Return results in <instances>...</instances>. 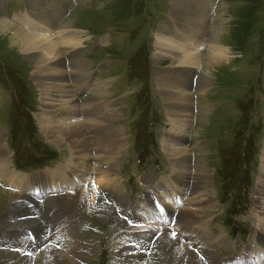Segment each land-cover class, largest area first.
<instances>
[{"label": "rangeland", "instance_id": "rangeland-1", "mask_svg": "<svg viewBox=\"0 0 264 264\" xmlns=\"http://www.w3.org/2000/svg\"><path fill=\"white\" fill-rule=\"evenodd\" d=\"M180 1L183 0H0V17L18 28L29 30L28 33L37 21L35 5L49 10L54 19L53 29L57 32L70 26L81 32L77 37L83 43L78 49L63 48V62L69 59V70L78 64L85 66L83 78L87 75L91 82V74L100 86L92 92L96 83L92 84V93L88 96L99 100L91 103L97 107L100 100H107L112 109L111 124L120 130L124 140L122 152L114 158L117 166L110 177L100 174L96 160L89 159L86 169L79 168L76 150L64 140L54 143L42 123L55 118L43 109L44 96L66 113L68 103L75 101L70 93L75 91L74 84L66 81L67 93H49L35 80V66L27 56L11 47L0 35V140L4 150L0 160L5 163L0 169V191L9 195L4 197L0 207V226L3 227L0 230L5 237L0 235L4 240L0 242V253H6L0 258V264H22L21 258L31 259L29 264L38 261L50 264L54 259L62 261L73 251L84 255L81 264H132L126 263L125 259L121 261L122 250L119 248L129 244L130 238L137 239L142 248L140 264H171L164 246L154 236L155 230L166 231L161 222L144 223V227L136 229L132 235H127L126 223L137 218L128 214L130 209L144 206L149 193L146 178L158 183L171 179L178 157L169 151L175 148L186 150L192 156L193 165H201L209 174L204 190L206 195L199 196L211 207L201 213L202 220L196 224L213 238H218L215 242L219 256L240 262L244 246L252 248L255 245L260 222L264 223L257 208L264 205V197L258 194L264 174V0H190L210 18L201 38L206 43L201 47L202 54L209 51L208 43L213 40L216 27L220 26L219 35L224 37L223 43L230 56L220 68L211 69L202 63L198 75H195L196 70L188 73V69H182L179 77L170 70L172 77L179 80L186 77L185 84L182 83L186 87L180 92L194 96V110L189 125L181 133L187 139L182 144L167 146L164 142L166 134L181 130L173 125L167 98L160 92L158 75L168 72L177 62L168 56L158 59L157 35L177 36L180 31H185L195 41L199 37L192 33L200 31L188 19L174 14L173 7ZM186 1L181 5L184 6ZM85 14L94 20H83L80 16ZM22 16L26 18V25L15 19ZM214 20L218 22L214 23ZM202 80H208L209 86L201 92L195 87ZM62 167L82 171L84 179L71 188L64 186L63 191L47 198H37V190L32 191L34 199L39 200V203H32L36 207H30L28 215L22 216L19 210L16 212L19 208L16 204L27 193L23 194L21 188H11V177L9 181L6 179L8 175L16 172L34 180L50 178L49 173ZM72 169L66 171L71 179L74 178ZM99 179L101 181L95 184ZM55 180L58 182L57 178ZM90 184L99 191L100 188L121 186L125 198L122 205L111 195L104 196L105 202L117 211L116 220L105 221L94 208L77 211L64 204V199ZM164 186L168 187L167 184ZM168 189L172 193V188ZM156 194L160 196V193ZM159 196L150 198L149 195L150 202L160 200L169 208L168 201L164 200L166 197ZM186 197L188 194L183 192L182 202ZM12 202L13 218L4 222L2 218L7 215ZM183 206L185 202L180 203L179 209ZM244 207L246 210H242ZM233 209L237 211L233 213ZM151 211L152 207L149 214ZM51 213L52 221L49 219ZM65 217L68 222L64 229L59 232L55 229L50 235L55 224ZM32 221L36 225L25 230L24 225ZM148 228L152 231L150 237L140 239L139 233H145ZM239 229L245 232L237 234ZM32 233L40 238L38 242L37 236L34 240L30 238ZM23 234L27 242L31 240L33 244L23 242ZM79 239L86 242L85 247H77ZM204 250H200L198 258L208 262L209 256Z\"/></svg>", "mask_w": 264, "mask_h": 264}, {"label": "bare ground", "instance_id": "bare-ground-1", "mask_svg": "<svg viewBox=\"0 0 264 264\" xmlns=\"http://www.w3.org/2000/svg\"><path fill=\"white\" fill-rule=\"evenodd\" d=\"M183 1H180L179 4L177 3V6L173 5V12L179 17L188 19V21L194 25V28L200 30L196 34H194V32L192 33L194 36L197 35L199 40L197 39L194 41L190 34L186 33L185 31H180V35L177 34V36H175L176 34L167 35L164 33H158L156 43V54L158 59L162 58V56H168L173 57L177 62V65L170 66V68L167 70L168 72L158 75L160 92L167 98L168 110L174 121L173 125L175 128H177V130H181L179 133L175 132L166 134L164 142L167 146L182 144V141L187 139L186 136L181 133H183L184 128L189 125L190 118L194 110V96L188 92H180V90L182 91L183 89L182 87H186L182 84H185L184 80L186 77H184L182 80H179L177 77H172V73H177L176 75L180 77V71L182 69H188V73H190V71L194 72L196 70L195 75H198L199 68L202 66V63L211 69L216 67L220 68L223 66L221 65L222 62H227L230 56L226 45L223 43L224 37L219 35L220 26L218 28L216 27V31L214 32L215 34L212 36L213 40L208 43L209 51H207L206 54H202L201 47L206 43L205 41H202L201 38H203V35L205 34L206 23L207 21L209 22L210 18L203 14V10H198L192 1L187 0L184 6L181 5ZM35 6H37L36 9L35 7L33 9L34 11L38 12L36 17L37 21L35 24L31 25L30 28H32V30L30 33L26 32L29 30H25L20 27L18 28L12 23L6 21L4 18L0 17V35L8 41L11 47L19 49V51H22L27 56L29 62L35 66V80L44 86L43 89L50 91L49 93H67L68 85L66 84V81H70L69 83L74 84L75 91L74 93L73 91L70 93L73 94L72 98H74L75 101H69L70 103H68L69 106L67 107L69 108V111L66 113L62 110H59V106H55V103L52 104V101L49 102V99L45 98L46 95L44 96L42 99L43 109L45 112H49L51 116L53 115L55 118L52 121L42 122L44 124L43 129L53 139L54 143H62L64 140L65 142H68L74 150H76V155L80 160V162H78L79 168L86 169L88 167L87 161L89 159L92 161L96 160L100 174H104L105 176L103 177L106 178L107 176L110 177V173H114V168L117 166V160H114V158L116 156L119 157V154L122 152L124 141L120 130L115 129L111 124L112 119L110 118H112V109H109V105L106 103L107 100H100L101 102L97 103L98 108L93 105L95 103H91L99 99L88 96V94L90 95L92 84H95L96 82H94L92 79L91 74L89 75V80L91 82H88L87 75L83 78L85 66L78 64L76 65L75 69L69 70L67 68L69 59L68 62L65 59L63 62L62 59L63 48L66 49L67 47L68 49L70 48L71 50H74L81 46L83 41L77 37L81 32L74 30L71 26L65 27L61 32H57L55 29H53L54 19L49 10H43L41 5ZM80 14L81 13H79V15ZM80 17L83 20H89L92 18L94 20V17H90L86 14L81 15ZM15 19L21 23V25H26V23H24V21H26L25 17H16ZM217 22V20H214V23ZM11 31L13 33H11ZM69 57H72V55ZM170 70H172V73ZM208 86V80H202L198 82L195 88L202 92L206 90ZM97 88L100 89L98 83L93 86L92 92H95ZM80 96H84L85 98L83 97V99ZM76 103H78V105ZM93 108L96 109L94 110ZM169 152H172L173 156L178 157V159L174 162L175 164H173L175 166V170L170 177L171 179H165V182L158 183V181L154 182L151 178H146L149 185V193H147V198L143 207H140L137 210L132 208L128 211L129 215H132L133 217L135 216L137 218L135 221L126 223L127 235H132L137 231L136 229L139 230L141 227H144V223L146 224L148 222L150 223L149 225H152V221H157L161 222V226H165L164 228L166 231L162 232L160 230H155L154 236H157L159 238L158 243L164 246V249L168 253L166 257L169 259L171 264H264L262 259L264 257L263 222H260V230L255 245L251 246L252 248L244 246V257L242 261H230L221 255L219 256L217 251L218 249L216 247L217 242H215L216 240L218 241V238H213L208 231L202 228L201 225L196 224L202 220L201 213H204V210H206L208 207H211V205H205L204 200L199 196L201 194L206 195L204 190L207 188L206 185L209 180V174L206 172L207 170H205L204 167L201 165L199 166V162L197 163L198 166L193 165L192 156L188 154L186 150L175 148ZM2 154H4V150L2 149L0 140V155ZM94 154L96 157H94ZM2 161L4 160H0V169L5 164ZM68 168L72 169L70 167H62L61 170L49 173L50 180H52L51 184L48 182L47 178H39L34 180L33 178L31 179L27 176H20L19 174H16V172L8 175L6 179L9 181L11 177V188L12 186L17 187L18 189L21 188V192L23 194L27 193L22 196L20 194V202L16 204L20 209L17 208L16 212L19 210V214L22 213V216L28 215V209H30V207H36V205H32V203H39V200L34 199V194L31 193L32 191L35 192L37 190L41 192L45 190V192L52 193V196H54L56 195L55 192L58 193L63 191L64 186L71 188L73 187L74 183L84 179L83 172L80 170L77 172L74 169L71 170V173L74 175L73 177L75 179H71L70 175L66 173ZM55 178L58 179V182H56ZM100 181L101 179L98 181L96 180L95 184H98ZM164 184H167L168 187L164 186ZM53 187L56 188L55 191H53ZM169 187L172 188V193H170L168 189ZM105 189L107 191L103 188H100L99 191L90 184L86 189L75 192L72 196H69V199L66 198L62 200L64 204L67 205V208L77 211L94 208L98 210L105 221H113L116 220L115 217H118V213L113 206L105 202L104 196L106 194L111 195L114 198L113 200H115V202H117L119 205L124 203L125 198L123 196V190L121 189V186H110ZM183 192L184 195L185 193L186 195L188 194V197H186L184 200V208L179 209L180 203H184L180 198V195H182ZM156 193H161V197H166L168 200L169 208L164 205L166 210V214L164 216L160 215L159 207L155 205L153 201L151 203L149 200V195L150 198L153 194L157 196L159 195ZM125 194L127 196L126 192ZM172 194L176 195L175 198L171 197ZM258 194L260 197H264V174L261 177ZM48 195L51 196L50 194ZM8 196L9 195L3 194L0 191V207L3 204L4 197ZM11 198L13 199L12 201L15 202L16 198L14 196ZM127 198L128 199L126 202L130 206L129 197L127 196ZM13 202L11 203L7 215L2 218L5 220L4 222H7L13 218V213L11 214L13 210ZM24 202H27L25 206L23 205ZM173 205H175V208L172 207ZM150 207H152L151 214L148 213ZM257 208L260 209L258 215L260 218H263L264 205H258ZM54 213H56L55 210ZM162 218H166L167 221L164 222L165 219L163 221ZM49 219H51V221L53 220V213H51ZM67 222L68 217L59 220L55 224L50 235L53 234L55 229H58L57 232L61 231V229H64ZM35 223L36 222L34 221L26 223L23 228L28 230V227L35 226ZM1 228L3 227L0 226V229ZM146 231L145 233H139L141 237L140 239L144 240V238L150 237L149 235L152 233L151 229L149 230L148 228ZM2 232L3 231L0 230L1 237L4 235V233L2 235ZM33 234L35 233H32V235ZM23 236L24 234L22 235V238H24L23 242L33 244V241H31L30 238V241L27 242L25 236ZM36 236L37 235L35 234V237ZM1 237L0 242H2V240L5 238L2 237L3 239H1ZM36 239L37 242L40 240L38 236ZM79 240L77 247H85L86 242L84 240ZM130 240L131 241H129V244L119 247L122 250V253H120L121 261L123 262L125 259L126 263L131 262L132 264H140L141 258L143 256L141 255L142 252H140V250H142L139 245L140 243L138 244L137 239L134 238H130ZM220 240L223 239L220 238ZM201 249H205L207 251L208 255H206L209 256L208 262H202L200 258H198ZM80 251L81 250H79V252ZM122 254L124 255V258L122 257ZM256 254H259L260 256L254 257L253 255ZM5 255L6 253H0V258H4ZM8 258L9 257H7V259ZM84 258L85 257L83 254H77L76 251H73L72 255H65L62 261L57 262L56 259H50V264H67V260L68 264H81V261ZM21 262L22 264H29L31 259L25 260L21 258ZM36 264L41 263L38 261Z\"/></svg>", "mask_w": 264, "mask_h": 264}]
</instances>
